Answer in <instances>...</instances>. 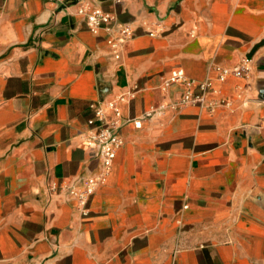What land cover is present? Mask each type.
<instances>
[{"label": "crops", "instance_id": "obj_1", "mask_svg": "<svg viewBox=\"0 0 264 264\" xmlns=\"http://www.w3.org/2000/svg\"><path fill=\"white\" fill-rule=\"evenodd\" d=\"M245 58L249 79L218 78ZM175 70L229 105L145 118L184 91L163 89ZM129 91L141 128L83 217L90 106ZM0 264H264V0H0Z\"/></svg>", "mask_w": 264, "mask_h": 264}, {"label": "built area", "instance_id": "obj_2", "mask_svg": "<svg viewBox=\"0 0 264 264\" xmlns=\"http://www.w3.org/2000/svg\"><path fill=\"white\" fill-rule=\"evenodd\" d=\"M78 14L85 17L89 30L94 34L106 31L109 36L116 30L118 39H126L131 35V29L127 25L118 23L117 18L105 13L101 9L89 10L81 6ZM152 35V33H151ZM114 45L115 39L109 38ZM116 58H120L116 54ZM252 60L245 58L241 63L232 68H218V78L226 81L228 78L249 79L252 72ZM174 85H181L184 91L170 104L161 103L145 112V118H151L162 114L168 109L179 111L188 105H195L214 113L221 105L228 106L229 103L223 99H212L213 93H217L210 82L196 83L189 79L183 70H175L164 80L163 89L166 91ZM135 98V92L129 91L116 97L107 103H93L90 107L94 111V118L88 122L90 129L84 134V141L89 149L94 152L100 162V171L91 175L83 181L82 188H70L69 195L77 200L79 211L83 217L88 216L87 205L97 190L105 183L118 151L124 145L120 136V128L127 122H133L136 128H141L140 120H125L122 113V105L129 103Z\"/></svg>", "mask_w": 264, "mask_h": 264}]
</instances>
